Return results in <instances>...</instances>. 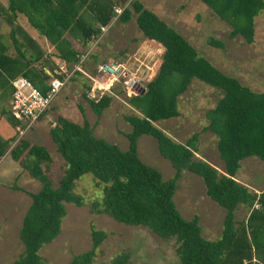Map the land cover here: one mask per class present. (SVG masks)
I'll list each match as a JSON object with an SVG mask.
<instances>
[{"label": "trees", "instance_id": "obj_1", "mask_svg": "<svg viewBox=\"0 0 264 264\" xmlns=\"http://www.w3.org/2000/svg\"><path fill=\"white\" fill-rule=\"evenodd\" d=\"M199 1L231 27L230 39L241 37L247 44L253 43L254 20L264 11V0ZM7 2L6 8L0 5V19L11 26L12 44L17 43L16 33L24 34L20 27L13 25L16 17L22 15L54 48V56L67 71H71L80 56L89 49L93 38L99 36V27L110 22L113 8L125 1ZM133 16L143 39L159 45L162 54L154 76L136 89V95L127 99L128 106L135 111L125 117L131 126V132L126 134L128 149L123 152L117 146L95 137L84 117L83 122L77 124L58 116L55 125L48 131L64 162L62 176L54 186L46 173L51 162L48 151L26 140L18 141L11 157L15 161L21 158L20 167L39 182L40 189L37 193H28L31 203L18 232L23 251L14 264H46L40 251L61 234L62 220L66 216L65 205L83 206L82 197L75 194L74 189L77 181L86 174L92 175L96 187L101 189L100 203L93 204L98 213L125 226L146 228L163 241L174 239L179 264H252L253 258L257 264H264V190L259 195L251 193L236 180L244 159L254 157L264 164V93L253 92L236 78L220 72L199 55L177 30L139 0L132 1L118 21L125 25ZM24 36L27 48L18 50V57L24 62L2 56L4 62L0 58V69L7 72L5 64L16 69L44 95L50 78L34 68L39 58L27 54V49L37 45L30 37ZM209 44L218 49L224 47L222 42L214 39ZM121 53L122 57L125 51ZM100 58L93 54L89 56L93 66L101 63ZM76 75L81 77L79 73ZM194 80L221 93L215 107L206 113L208 125L204 131L217 137L216 149L223 164L222 173L195 157L198 152L197 134L185 144H180L154 125L179 116L178 99L188 91ZM82 85L83 98L94 115L100 117L111 106L113 97L106 94L97 102L89 100L87 93L90 86ZM78 108L83 115L82 107ZM12 121L17 124L13 118ZM142 135L156 141L160 155L175 169L172 179L163 181L158 171L139 159L137 140ZM182 171L201 178L206 196L225 211L219 239H205L198 218L188 221L177 211L173 196ZM15 190L19 189L15 187ZM256 204L257 208L254 207ZM238 206L250 210L246 229L243 223L240 225L235 221L234 211ZM104 239L103 232L92 231L89 250L73 256L69 264H93ZM129 260L128 253H121L111 264H128Z\"/></svg>", "mask_w": 264, "mask_h": 264}, {"label": "rangeland", "instance_id": "obj_2", "mask_svg": "<svg viewBox=\"0 0 264 264\" xmlns=\"http://www.w3.org/2000/svg\"><path fill=\"white\" fill-rule=\"evenodd\" d=\"M124 1L123 5H128L129 0ZM139 1L144 2L146 7L159 17L162 14L166 23L177 30L199 55L208 60L220 72L236 78L253 92L264 93V11L254 20L253 43L247 44L241 37L230 39L231 27L219 20L199 0ZM4 2L8 3L7 0ZM134 39L138 42L143 40L135 26L134 16L125 25L121 24L117 18L99 42L92 41L89 45L90 54L83 64L88 75L97 78L95 66L89 60L91 54L101 57L100 61L104 55L119 57V53L123 51L127 55H131L136 50ZM211 39L222 42L223 49L212 47L209 44ZM126 56L118 58L115 62H124ZM149 67H151L150 64ZM76 73L73 75L75 81L65 85L53 100L48 111L53 109L58 115L63 107L64 116L78 124L83 122L84 117L93 129L95 137L117 146L123 152L127 151L126 134L131 132V126L125 121V117L132 115L135 111L127 104L131 93L123 89V83L128 82L134 76L140 82L147 83L148 79L150 80L156 73L155 68L153 67L152 72L147 70V73L144 72L142 75L130 73L127 77L119 76V84H115L108 94L113 97L111 106L104 110L100 117L94 115L88 102L82 96V84L85 83L91 87V80L81 73H79L81 77ZM150 73H152L151 77ZM98 78L99 81H104L101 80V77ZM220 98L219 91L194 80L188 91L178 99L179 116L154 125L174 142L180 144H185L194 134H197L198 152L195 157L207 160L215 166L219 173H222L223 164L216 149L217 137L204 131L208 125L206 113L215 107ZM66 100H68L67 103H65ZM78 106L82 107L83 115ZM56 118L53 116L50 120L55 122ZM37 127L27 131L23 136L18 134V137H23L31 144L42 146L48 151L51 162L47 166L46 173L53 185L57 186L64 171V162L48 134V127L45 126L43 130ZM137 155L144 164L158 171L163 181L174 177L175 169L167 159L160 155L157 143L153 138L145 135L138 138ZM240 165L236 180L241 183L249 182L259 191L263 190L264 166L262 165L264 164L258 159L250 157L244 159ZM26 175L28 176L26 184L20 180L16 184L15 178H12L11 175L7 176L5 186L15 183V187L20 192L6 188L9 192H6L5 195L2 194L3 196L0 198V264H14L23 251L18 232L31 199L22 190L37 193L40 189L39 182L27 173ZM74 193L82 197L83 206L78 208L71 204L65 205L66 216L62 220L61 234L40 251V256L46 264H69L73 256L88 251L91 246L92 231H100L105 234V239L96 252L93 264H111L112 260L121 253L129 254L128 264H179L175 252L177 245L174 239L163 241L146 228L125 226L103 213H98V209L93 207V204L100 203L101 189L96 187L92 175H83L77 181ZM173 202L185 220L198 218V225L205 239L215 241L220 238L225 211L206 196L201 178L188 171H182L181 178L176 183ZM249 213L248 208L238 206L234 211L236 223L242 225L245 218L247 221Z\"/></svg>", "mask_w": 264, "mask_h": 264}, {"label": "crops", "instance_id": "obj_3", "mask_svg": "<svg viewBox=\"0 0 264 264\" xmlns=\"http://www.w3.org/2000/svg\"><path fill=\"white\" fill-rule=\"evenodd\" d=\"M144 7L146 5L144 2L140 1ZM0 5L2 8H6L7 4L4 2V0H0ZM147 8V7H146ZM152 11V10H151ZM153 12V11H152ZM154 13V12H153ZM161 14V12H160ZM165 23L166 21L163 18V15L161 14L160 17ZM168 24V23H166ZM14 26L20 27L22 30V34L24 33L28 37H30L37 45L38 49L29 47L27 49V54L33 55L34 57L39 58L38 62L34 64V68H37L39 71H42L44 75L48 76L50 78L51 75H54L58 70V64L62 63L59 59H57L54 56V48L49 44V42L41 36L35 29H33L27 22L26 18L22 15H18L13 23ZM169 25V24H168ZM170 26V25H169ZM10 32H11V26L7 24L4 20L0 19V58L2 56H6L9 58H17L19 61H22L21 58L18 57V50L24 51L27 48L26 45V38L23 35H20L19 33L15 34V39L17 40L16 44H12L11 38H10ZM24 36V37H22ZM134 43H136V50L131 55H127L124 53V57L126 56V59L124 62L116 63L115 61L118 58H121V53H119V57L117 55H110L105 56L100 61L103 62H109V63H116L118 65H123L126 72H124V75L127 77L130 73L135 75H142L144 72L147 73L146 69L150 70L152 72L153 67L155 70H157L159 64H160V57L162 54V49L159 45L155 44L153 41L145 40L143 39L141 42H138V40L134 39ZM23 45V47H22ZM21 47V48H20ZM107 49V48H106ZM148 49V50H147ZM5 50V51H3ZM123 57V56H122ZM157 57V58H156ZM1 62L3 63V59L1 58ZM24 62V61H22ZM93 62V61H92ZM149 64L151 67H149ZM96 68V65H94ZM5 67L8 68V71L3 72L0 69V198L6 194V192H9L6 188H11L14 192H20V190H15V186L18 183V180L26 184L27 181V175L21 167H20V160L15 161L11 157V152L15 148V146L18 144L19 140H25L23 137H18V130L16 129L17 124H13L12 118L10 116V102H11V94H12V87H11V81L13 78L22 77L20 72H18L14 68H10L7 64H5ZM83 70L86 71V68L83 67ZM155 74V73H154ZM150 77L152 76V73L149 74ZM149 77V78H150ZM73 78V77H72ZM71 80L69 82H74L75 80ZM104 80V79H103ZM149 80V79H148ZM142 82V84H141ZM139 81L141 85H144L143 81ZM68 100L65 101L67 103ZM62 109L60 110V114H56L53 109H50V111H47L40 120L36 123L35 127L39 128L40 130H43L44 127H48V131L50 128H52L55 125V122L50 120L53 116H60L68 119L64 116L62 113ZM69 120V119H68ZM72 121V120H70ZM73 122V121H72ZM77 123V122H74ZM78 124V123H77ZM36 128V130H37ZM25 135V134H24ZM27 141V140H26ZM30 143V141H27ZM33 144V143H32ZM34 145V144H33ZM209 163L213 168L215 166L208 162L205 159H201ZM264 166V165H262ZM216 169V168H215ZM24 171V172H22ZM28 174V173H27ZM9 175L12 176V178H15L16 184L13 183L12 185L8 184L9 186H5V181L8 179ZM8 176V177H7ZM29 177V181H30ZM238 182V181H237ZM241 185L246 187L249 192L255 193L257 195L261 194V192L264 190L259 191L256 189L251 183L249 182H239ZM6 184V185H7ZM21 188V187H19ZM12 191V192H13ZM24 193L28 195L29 192H26L22 190ZM259 191V192H258ZM22 192V193H23ZM3 194V195H2ZM9 194V193H8ZM245 207V206H244ZM257 208V204L254 206ZM235 221H237L235 219ZM244 227L246 229V218L243 220ZM258 225V224H257ZM260 231V229H258ZM255 259V258H254ZM256 261V259H255ZM257 264V262H255Z\"/></svg>", "mask_w": 264, "mask_h": 264}, {"label": "built area", "instance_id": "obj_4", "mask_svg": "<svg viewBox=\"0 0 264 264\" xmlns=\"http://www.w3.org/2000/svg\"><path fill=\"white\" fill-rule=\"evenodd\" d=\"M131 2L132 0H129L128 5H120L113 8L114 14L110 22L105 26L99 27L100 34L97 38L94 37L93 41H100ZM89 54L90 50L82 54L79 62L74 65L71 71H67L63 63H59L57 72L50 76V80L47 83L48 91L44 95L24 77H17L11 81L12 94L9 111L11 117L17 123L16 129L20 136L31 130L41 116L49 110L55 97L71 80L74 73L79 72L91 80L92 85L88 93V99L95 102L99 101L105 93L110 94L115 84H119L118 77L124 76V72H126L124 66L109 62L100 63L95 68L97 78H92L83 70V64L86 62ZM98 77H101V80L104 79V81H99ZM141 84L139 83V79L134 76L128 82L123 83V89L130 92L131 97L137 94L136 89L140 88L139 85L143 86ZM255 262L253 258L252 264H255ZM244 263L246 264L247 262Z\"/></svg>", "mask_w": 264, "mask_h": 264}, {"label": "water", "instance_id": "obj_5", "mask_svg": "<svg viewBox=\"0 0 264 264\" xmlns=\"http://www.w3.org/2000/svg\"><path fill=\"white\" fill-rule=\"evenodd\" d=\"M138 86V85H137ZM139 87L141 88L142 86L139 85Z\"/></svg>", "mask_w": 264, "mask_h": 264}]
</instances>
